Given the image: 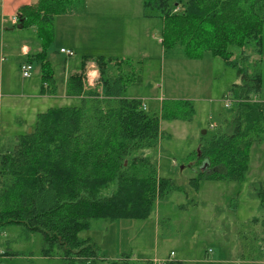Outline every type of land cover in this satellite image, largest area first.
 Returning <instances> with one entry per match:
<instances>
[{
    "label": "trees",
    "instance_id": "obj_1",
    "mask_svg": "<svg viewBox=\"0 0 264 264\" xmlns=\"http://www.w3.org/2000/svg\"><path fill=\"white\" fill-rule=\"evenodd\" d=\"M84 3L37 0L18 10L12 27L20 21L22 27L35 26L42 41L41 50L24 62L38 66L41 94L56 90L47 58L54 38L53 17ZM142 16L161 19V43L166 47L180 44L188 57L195 58L208 51L237 75L227 92L234 99L230 113L200 137L192 158L199 172L188 184L197 190L201 180L245 179L250 150L264 141V101L259 100L264 0H142ZM87 61H93L98 71L96 85L90 88L83 84ZM136 64L122 57H81L80 70L66 83V94L79 96V104L37 113L30 132L2 145L0 232L9 225L40 232V253L58 254L61 264H153L134 262L126 255L110 259L98 253L90 238L78 236L92 220H145L158 200L181 189L158 175L154 159L144 151L158 147L161 120H189L193 106L190 101L162 100L157 111L143 108L141 98L126 94L130 83L140 81L133 79ZM112 184L115 187L105 194ZM255 184L264 207V182ZM7 253L2 250L0 256Z\"/></svg>",
    "mask_w": 264,
    "mask_h": 264
},
{
    "label": "rangeland",
    "instance_id": "obj_2",
    "mask_svg": "<svg viewBox=\"0 0 264 264\" xmlns=\"http://www.w3.org/2000/svg\"><path fill=\"white\" fill-rule=\"evenodd\" d=\"M85 3V22H97L88 51L137 63L133 79L139 77L140 81L130 83L126 94L140 97L148 111L159 110L162 100H178L190 101L194 112L189 120H161L158 147L144 151L154 159L158 175L171 179L181 189L158 200L154 212L145 220H92L90 228L78 236L90 238L98 246V253L110 259L126 255L131 261L150 260L153 264L169 260L180 264H264V207L253 188L257 181H264V141L252 146L245 179L201 180L197 190L188 184L199 172L193 164V153L210 119H222L230 113L224 97L237 82L235 69L208 51L195 58L188 57L180 44L163 45L161 19L143 17L142 0ZM29 34L28 27L2 31L5 41ZM17 47H13L12 55L0 50V148L15 143L17 135L30 132L37 113L79 104L77 98L60 95L62 58H67L71 68L72 62L80 61V53L59 55L51 52V43L47 53L59 90L56 86V96L34 98L28 94L33 91L32 85L40 87L39 68L35 65L30 76L23 77ZM259 67L264 89V57ZM224 128L229 127L224 124ZM114 187L112 184L104 193L109 194ZM41 247L40 232L9 225L0 232V248L8 252L0 256V264H61L58 254L44 256Z\"/></svg>",
    "mask_w": 264,
    "mask_h": 264
},
{
    "label": "crops",
    "instance_id": "obj_3",
    "mask_svg": "<svg viewBox=\"0 0 264 264\" xmlns=\"http://www.w3.org/2000/svg\"><path fill=\"white\" fill-rule=\"evenodd\" d=\"M36 1L37 0H0V32H1L0 36H2V31H12V29L16 28V27H12L13 23L11 22L10 18L18 14V10L22 5L31 4ZM85 4L86 3H84L82 7L70 13L60 14V15H56L53 17L52 22H53V27H54V38L52 41L51 52L58 53L59 55H64L63 53H60V49L65 48V49H70L73 51L72 56H74L76 53H80L81 57L98 56L97 54H93L90 51H88L90 50L88 49L89 43L92 42L91 34L93 30H96L97 22L96 21L85 22L84 17H86V15L88 14L87 7L85 6ZM74 19H76V21H74ZM28 28L30 29V34L27 37H21V38H18L17 40L13 39V37H10L6 39L5 41L2 36L1 39L3 41L2 40L0 41V50L1 48L5 49L7 51V54L9 55H12V53L14 52L13 47L18 46L17 48H15L17 49V58H22L19 62V69H20V65L26 61L28 55L35 54L39 52L42 48V43H41L42 41L37 34L36 27L28 26ZM47 58L50 61L51 66H52V61L50 57L48 56V53H47ZM56 61L59 62V60H56ZM62 63H63V68H62L63 87H62V94L60 96L74 97V98L79 99L80 98L79 96L66 95L65 90H66V83H67V79L69 75L80 70L81 59L80 61H78V63L77 61L72 62L71 68H69L70 62L67 60V58L65 57L64 59L62 58ZM94 65L95 64L93 61H87L85 64V74L83 77V84L85 87L90 88L96 85V79L98 78V71L96 68H93ZM32 66H33V69H32L33 71L35 64H32ZM90 66L92 67V69L89 70L88 68ZM52 69H53V66H52ZM53 72H54V76H56L54 69H53ZM87 73L91 75L90 76V78L92 79L91 84H89L86 80ZM56 86H57V91H58L59 90L58 83H56ZM37 88L38 87L36 84L35 86L32 85L31 90L33 91L29 93L28 95L35 98L37 96H45V95L56 96L57 94V91H56V93H52V94L45 93L42 95L40 93V87L38 89ZM128 96L137 97V96H131V95H128ZM260 97L264 99V89L263 88L260 93ZM216 114H219V113H216ZM216 114L214 115L211 114L212 115L211 117L216 116ZM223 117H225V115H223ZM223 117L222 119H224ZM212 119H210L209 125H212L213 127L218 126L220 124V121H222L220 117L216 119L215 121H212ZM261 182H264V181H261Z\"/></svg>",
    "mask_w": 264,
    "mask_h": 264
},
{
    "label": "built area",
    "instance_id": "obj_4",
    "mask_svg": "<svg viewBox=\"0 0 264 264\" xmlns=\"http://www.w3.org/2000/svg\"><path fill=\"white\" fill-rule=\"evenodd\" d=\"M12 21H13V23H16V21H17V15H14L12 17ZM60 52L66 54V55H72L73 54V51L72 50L65 49V48H61L60 49ZM32 69H33L32 64H30L28 62L22 63L20 65V72H21V75L23 77H29L30 74H31V72H32ZM90 76L91 75L89 73L86 74V80H87V82L89 84H91V82H92V79L90 78ZM253 99L254 100H258V98H256V97H253ZM259 100L264 101V99H262V98H260ZM233 102H234V99H232L230 97V95L226 94V96L224 97V105H225V107L229 108ZM143 108H146V106L143 105ZM0 253H2V250H0ZM171 256H172V253H171ZM156 264H162V262H158Z\"/></svg>",
    "mask_w": 264,
    "mask_h": 264
},
{
    "label": "water",
    "instance_id": "obj_5",
    "mask_svg": "<svg viewBox=\"0 0 264 264\" xmlns=\"http://www.w3.org/2000/svg\"><path fill=\"white\" fill-rule=\"evenodd\" d=\"M16 28H22V23L21 21L15 26ZM205 133V130H202V134Z\"/></svg>",
    "mask_w": 264,
    "mask_h": 264
}]
</instances>
